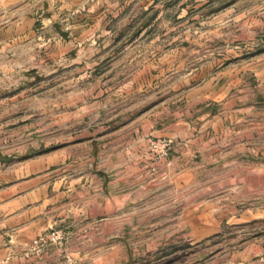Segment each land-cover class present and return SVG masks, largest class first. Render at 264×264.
Returning <instances> with one entry per match:
<instances>
[{"label":"rangeland","instance_id":"374dc122","mask_svg":"<svg viewBox=\"0 0 264 264\" xmlns=\"http://www.w3.org/2000/svg\"><path fill=\"white\" fill-rule=\"evenodd\" d=\"M37 176L13 264H264V0H0V196Z\"/></svg>","mask_w":264,"mask_h":264},{"label":"crops","instance_id":"0c3cea01","mask_svg":"<svg viewBox=\"0 0 264 264\" xmlns=\"http://www.w3.org/2000/svg\"><path fill=\"white\" fill-rule=\"evenodd\" d=\"M56 196L51 184L38 176L8 184L0 196V264L22 260L16 253L52 224L58 209Z\"/></svg>","mask_w":264,"mask_h":264}]
</instances>
